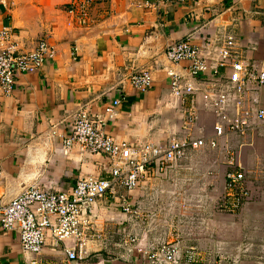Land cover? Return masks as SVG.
I'll use <instances>...</instances> for the list:
<instances>
[{
    "label": "crops",
    "instance_id": "crops-1",
    "mask_svg": "<svg viewBox=\"0 0 264 264\" xmlns=\"http://www.w3.org/2000/svg\"><path fill=\"white\" fill-rule=\"evenodd\" d=\"M72 4L85 7V14L78 7L70 13ZM6 27L13 29L21 52L46 42L55 57L41 71L19 75L11 94L0 88L4 201L31 186L69 191L80 177L109 178L106 156L64 147L81 111L104 117L105 108L121 100L116 118H107V134L130 145L167 147L172 137L183 134L184 111L194 99L199 115L194 136L205 140V147L187 151L166 175H150L138 189L125 191L145 220L125 215L113 199L98 202L92 233L98 237L78 264H145L136 245L127 243L129 236L143 239L147 247L179 239L181 254L198 248L196 264H212L211 250L216 261L224 258L222 264H264V121L257 118L264 89L246 97L244 113L252 129L244 137H217L215 129L222 122L211 105L220 94L233 99L234 65L255 71L264 67V0H191L162 6L156 0H0V32ZM229 38L234 40L233 57L219 76H212V70L201 75L193 99L175 95L169 73L190 80V63L171 62L167 49L190 41L213 69L219 67ZM141 72L153 76L146 93L131 84L132 75ZM227 114L239 116L234 101ZM211 141L218 146L213 148ZM234 151L240 154L254 202L240 213L219 214L215 200L224 192L227 173L235 171L228 165ZM166 191L175 192L174 198L167 193L162 197ZM70 246L49 238L36 257L23 251L17 233L0 227V264H31L37 258L41 264H66Z\"/></svg>",
    "mask_w": 264,
    "mask_h": 264
},
{
    "label": "built area",
    "instance_id": "built-area-1",
    "mask_svg": "<svg viewBox=\"0 0 264 264\" xmlns=\"http://www.w3.org/2000/svg\"><path fill=\"white\" fill-rule=\"evenodd\" d=\"M191 0H156L157 6L171 3H187ZM80 8L85 14V7L72 4L70 13ZM12 28L6 27L0 32V88L5 94H11L19 75L41 71L48 59L55 57V51L46 42H41L36 50L21 52L15 41ZM234 40L229 38L227 47L222 51L219 67L211 69L208 60L199 56V51L190 41H181L167 49V57L173 63L189 62L186 79L174 72L172 91L183 101L198 94V81L201 75L212 70V76L218 77L220 68L227 66L233 57ZM232 81L235 83L233 99L229 94H220L211 101L221 124L216 127L217 137L229 135L246 136L252 129L249 114L244 113L246 97L250 91L257 95L264 89V67L259 71L244 67L241 63L234 65ZM132 86L146 93L153 84V76L148 72L134 73L131 77ZM235 102L239 111L237 118L227 114L229 105ZM121 100H115L105 108V116H93L83 110L74 119L72 133L64 140V147L71 150L79 147L84 152L102 154L109 159L110 176L99 179L95 176L80 177L69 191H46L31 186L22 191L13 200L6 202L0 197V227L6 232L19 235L24 252L40 257L51 238L56 245L71 243L66 247V264H78L88 253L93 238V213L95 205L105 199L118 202L122 212L136 221L145 220L140 210L131 202L125 191H134L143 181L151 176L166 175L180 162L189 150H199L206 145L203 139L195 138L194 133L199 122V115L194 99L190 107L185 108V119L181 136L171 138L167 147L155 144L130 145L117 142L105 131L107 118L117 116ZM257 118L264 121V107L258 108ZM216 148L217 141H211ZM228 165L234 172L226 175L224 192L215 200V209L219 214H237L254 202V194L247 187L244 169L240 164L239 152H229ZM151 175V176H150ZM1 177V167H0ZM146 238V236H145ZM127 243L136 245V252L143 257L145 264H196L197 247H189L185 253L180 252V240L147 247L138 236L127 239ZM211 250L212 264H222L224 258L216 261ZM37 258L31 264H41Z\"/></svg>",
    "mask_w": 264,
    "mask_h": 264
},
{
    "label": "rangeland",
    "instance_id": "rangeland-1",
    "mask_svg": "<svg viewBox=\"0 0 264 264\" xmlns=\"http://www.w3.org/2000/svg\"><path fill=\"white\" fill-rule=\"evenodd\" d=\"M155 192H156V191H155ZM155 192H154V193H155ZM157 192H162V190H159V191H157ZM166 193L169 194V195L171 196V198H174V196H175V192H173V191H166V192L163 193L162 197H163V196H167V195H164V194H166ZM160 195H161V194H160ZM168 197H169V196H168ZM153 214H154V213H153ZM156 215H157V213H156ZM156 215H155V214L153 215V218H154L155 220L157 219V218H156ZM164 222H165V221H164ZM166 222H167V221H166ZM169 222H170V221H168V224H167V225H170V226H168V228L170 229V231H172V228H173V227L171 226L172 223H169ZM156 224H157V223H156Z\"/></svg>",
    "mask_w": 264,
    "mask_h": 264
}]
</instances>
